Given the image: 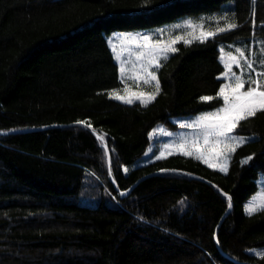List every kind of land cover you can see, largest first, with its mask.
<instances>
[{"label": "trees", "instance_id": "1", "mask_svg": "<svg viewBox=\"0 0 264 264\" xmlns=\"http://www.w3.org/2000/svg\"><path fill=\"white\" fill-rule=\"evenodd\" d=\"M185 19L238 27L176 43L147 106L110 99L123 83L109 38L147 32L168 43L163 34ZM260 44L264 0H0V264H264L249 252L264 247V211H245L264 175V113L236 130L252 139L227 173L182 154L135 166L158 126L223 105L222 47L250 55ZM46 125L70 126L21 132ZM183 172L232 197L218 232L225 194Z\"/></svg>", "mask_w": 264, "mask_h": 264}, {"label": "snow or ice", "instance_id": "2", "mask_svg": "<svg viewBox=\"0 0 264 264\" xmlns=\"http://www.w3.org/2000/svg\"><path fill=\"white\" fill-rule=\"evenodd\" d=\"M185 26L192 30L187 33L192 39L185 40L182 36H175L170 43H166L159 38L153 39V37L147 34L143 36L122 34L119 40V50L118 45L110 41L114 58L119 62V78L121 82L123 83L125 80H134L137 83V87H139L141 82L145 85L154 82L155 90L150 93L131 91L129 85L125 83L123 89L124 95H121L116 90H112L108 93L109 98L122 101L126 104H133L136 101H140L144 106H147V104L154 101L161 92L160 80L156 72L150 70L163 66L158 56L167 59L168 53L178 51L174 45L182 40L185 44L192 43L193 39L200 43H205L209 39H214L219 33L235 30L238 27L235 23L227 22L225 26L218 27L216 31H205L202 24L197 25L192 21L186 22ZM181 27L182 25L180 24L175 25L177 29ZM197 28H199V34L195 35ZM125 44H128L129 47H124ZM133 44L140 50L133 53L131 48ZM236 52L239 54V57L231 53L228 54V62L225 63V68L227 70L222 74L230 83L222 85L216 97L222 99L223 106L214 112L201 115L193 122H181L179 124L180 128L200 129L202 134L191 140L183 139L173 144H166L165 150L160 151L159 154L155 156L156 160L166 159L168 155L173 154L172 149L178 148L180 150L179 154L194 156L197 160L202 161L209 167H218L219 171L227 173L231 155L250 139L239 135H233V133L236 132L242 122L256 117L258 113H264V82H262L261 79L264 78V71L256 72L253 77L252 73L255 72L253 65L256 62L249 61L243 49L238 48ZM126 54L129 57L128 59H125ZM132 55L135 56V61H143L147 58V64L140 63V72L134 71V69L137 68V64L130 59ZM240 57L244 58V63L247 64L250 70L247 79H245L244 64L241 63ZM259 63L264 65V60H259ZM128 64H131V68L126 67ZM234 66L240 69L239 74L233 71ZM141 73H143V75H141ZM246 84L248 85L247 89H245ZM200 99L204 102H208L213 100L214 97L202 96ZM77 123L91 128L88 121H77ZM93 131L95 130L93 129ZM156 135L171 136L172 133L166 132L164 129H154L153 132L150 133V136ZM98 139L104 141L103 147L105 151H107V143L104 135H99ZM252 159L253 157L249 156L243 163L247 164ZM124 171L127 172L128 169L125 168ZM160 171L167 172L170 170L161 169ZM225 196L229 201V207H231V197L227 196V194H225ZM181 203H183V201H181ZM260 211H264V194H261L256 202H251L246 206L248 215H253Z\"/></svg>", "mask_w": 264, "mask_h": 264}, {"label": "rangeland", "instance_id": "3", "mask_svg": "<svg viewBox=\"0 0 264 264\" xmlns=\"http://www.w3.org/2000/svg\"><path fill=\"white\" fill-rule=\"evenodd\" d=\"M188 21H192L193 23H195L197 25H200V24L203 25V22H201V21H195L193 19H185V20H182V21L174 24V25H177V24L182 25L181 28L177 29V28H175V26H172L169 30L166 31V35L163 34L166 37L165 38L166 41H168V43H170L171 40L175 38V36H182V37H184L185 40L192 39V37H190V36L187 35V33L191 32L192 30L191 29H188L185 26L186 25V22H188ZM175 30H180V31H178V32L176 31L175 32ZM161 32L163 33V31H161ZM169 32H173V34L170 35ZM122 34H131V35H138V36H143V35L147 34V35L153 37V39H155L154 36L151 33H147V32H145V33L117 32V33H114L109 38V44H110V41H111V43H116L118 45V50H119V47H120L119 46V40H120V37H121ZM198 34H199V28H197L195 35H198ZM124 47H129V45L128 44H125ZM131 48H132L133 53H135L136 51L140 50V49H137L134 44L131 45ZM236 49H238V48L237 47H229V48L222 47L221 48V62H222V64L224 66H225V63L228 62V54L229 53H231L232 55H236L237 57H239V54L236 52ZM239 49H241V48H239ZM256 52H258V54L260 53L261 55H258V57H255V56H257V53ZM169 54H171V53H168V55ZM168 55H167V57H168ZM245 56L248 58L249 61H257L258 64L261 65L259 63V60H264V45L263 44H260L259 45V51H256L255 50L253 53L251 52L250 55H247L245 53ZM128 58L129 57L126 54L125 55V59H128ZM158 58L160 59V63H162V60H164V59L161 58V57H159V56H158ZM130 59L132 61L136 62V64H137V68L134 69V71H136V72H140V68H139L140 63L147 64V58L145 60H143V61H135V56L132 55ZM240 59H241V63L244 64L245 79H247L250 70L248 69L247 64L244 63V58L240 57ZM118 64H119V62H118ZM261 66L264 67V65H261ZM126 67L131 68V64L126 65ZM253 67H254V69H256L255 65H253ZM157 69L158 68H153V69H150V70L155 71L156 74H157ZM226 70L227 69L225 68V71ZM233 71H235L237 74H239L240 69H238V68H236L234 66L233 67ZM128 74H131V73H128ZM141 75H143V73H141ZM157 76H158V74H157ZM221 78L223 79L224 84L230 83V81L227 78L223 77V75L221 76ZM125 83L129 85L131 91H143V92H146V93H150V92H153L155 90L154 82L153 83H150V84H147V85H145L143 82H141L140 85H139V87H137L136 81H134V80H125L123 82L122 88L120 90H116L121 95H124L125 94L124 91H123L124 86H125ZM247 87H248V85L246 84L245 85V89H247ZM120 102H122V101H120ZM135 103H141V102L140 101H136ZM217 109L212 110V111H209V112H214ZM209 112H204V113H201V114H198V115H195V116L174 117V118H172V122L176 126V129H170V128L164 126V125L158 126L156 129H164L166 132L172 133V135L171 136H167V135L151 136L152 143H151L150 147L148 148L145 156L135 166H141V165H145V164H148L150 162L156 161L155 156L158 155L160 151H164L165 150V145L166 144H173V143L179 142V141H181L183 139H189V140H191L192 138L201 135L202 132H201L200 129L180 128L179 127V124L181 122H193V121L197 120L201 115L206 114V113H209ZM233 135H238V134L237 133H233ZM239 136H241V135H239ZM243 137L250 138V139H248V141H250L252 139L251 137H246V136H243ZM172 151H173V154L172 155H175V154H179V151L180 150L177 148V149H172ZM168 156H170V155H168ZM232 156H233V154L231 155V158L229 160L228 169L230 167V163H231V160H232ZM190 157H194V156H190ZM212 168H215V169L219 170L218 167H212ZM261 194H264V175L261 176V178L259 179V189H258L257 193H255L253 195V197L246 203V205H245V211H246V206L249 203H251V202H256L258 200V198L261 196ZM249 252L250 253H253V254H257V255H262V254H264V247L257 248V249H251V250H249Z\"/></svg>", "mask_w": 264, "mask_h": 264}, {"label": "water", "instance_id": "4", "mask_svg": "<svg viewBox=\"0 0 264 264\" xmlns=\"http://www.w3.org/2000/svg\"><path fill=\"white\" fill-rule=\"evenodd\" d=\"M71 125H77V124H71ZM81 125V124H80ZM62 126H70V125H46V126H40V127H35V128H30V129H26V130H22L21 132L24 133V132H33V131H40V130H47L49 128H54V127H62ZM92 128V127H91ZM96 134L99 136L100 134L96 132ZM106 143H107V154H108V160L110 161L109 162V166H110V171H111V177H112V181L114 182V184H116V181H115V176H114V171H113V164H112V154H111V150H110V146H109V143L107 140H105ZM167 170H170V171H167V172H179L178 170H174V171H171L172 169H167ZM162 173H165V172H162ZM183 173H186V172H183ZM186 174H189L190 176L200 180V181H203L211 186H213L214 188H216L217 190H219L221 193L223 194H227L225 191H223L219 186H217L216 184H214L213 182L205 179V178H202L200 176H197V175H194V174H190V173H186ZM150 176H147L145 178H142L139 182L141 181H144L146 178H148ZM138 182V183H139ZM137 183V184H138ZM137 184H135L132 189H134ZM117 185V184H116ZM126 193L123 192V195H125ZM227 196H230L227 194ZM231 197V196H230ZM232 208H233V199L231 197V207L228 208L227 212L224 214L218 228H217V232L219 230V227L221 226L222 222L225 220V218L231 213L232 211ZM216 239L218 240V236L216 235Z\"/></svg>", "mask_w": 264, "mask_h": 264}]
</instances>
